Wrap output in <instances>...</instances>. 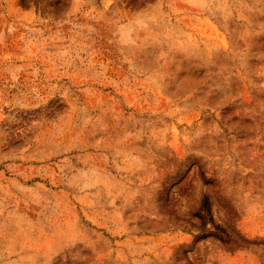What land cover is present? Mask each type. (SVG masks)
<instances>
[{
	"label": "rangeland",
	"instance_id": "374dc122",
	"mask_svg": "<svg viewBox=\"0 0 264 264\" xmlns=\"http://www.w3.org/2000/svg\"><path fill=\"white\" fill-rule=\"evenodd\" d=\"M0 264H264V0H0Z\"/></svg>",
	"mask_w": 264,
	"mask_h": 264
},
{
	"label": "trees",
	"instance_id": "16d2710c",
	"mask_svg": "<svg viewBox=\"0 0 264 264\" xmlns=\"http://www.w3.org/2000/svg\"><path fill=\"white\" fill-rule=\"evenodd\" d=\"M202 207L205 210V212L208 213V206H207L206 201L202 203ZM213 228H214L213 232H208L207 234L203 235V237L212 236L221 242H226L227 237H226L224 229L220 228L217 225H213Z\"/></svg>",
	"mask_w": 264,
	"mask_h": 264
}]
</instances>
